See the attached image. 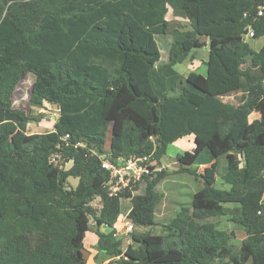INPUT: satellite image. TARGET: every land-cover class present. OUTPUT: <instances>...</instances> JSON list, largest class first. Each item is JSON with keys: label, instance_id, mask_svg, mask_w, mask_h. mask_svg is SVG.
<instances>
[{"label": "trees", "instance_id": "trees-1", "mask_svg": "<svg viewBox=\"0 0 264 264\" xmlns=\"http://www.w3.org/2000/svg\"><path fill=\"white\" fill-rule=\"evenodd\" d=\"M170 9L191 29H171ZM167 34L169 62L158 65L155 37ZM246 38H264V0H0V264H86L92 222L109 264H264V47ZM207 46V74L193 71L183 82L175 66ZM29 74L31 104L59 107L54 139L28 134L44 115L14 107ZM236 93L245 96L240 106L222 100ZM247 113L259 118L238 125ZM12 131L18 146L3 139ZM189 136L195 148L177 156L179 172L196 176L226 157L229 189L199 190L161 235L133 231L123 250L115 228L122 199L132 202L133 226H159L157 187L167 173L153 166ZM55 154L71 167L55 165ZM131 157H149L144 192L132 194L140 182L110 197L102 162ZM71 177L75 189L67 188ZM227 204L241 208L232 218L246 235L238 247L234 233L201 223Z\"/></svg>", "mask_w": 264, "mask_h": 264}, {"label": "rangeland", "instance_id": "rangeland-1", "mask_svg": "<svg viewBox=\"0 0 264 264\" xmlns=\"http://www.w3.org/2000/svg\"><path fill=\"white\" fill-rule=\"evenodd\" d=\"M167 20L171 22V29L180 28L182 30H190L189 21L181 17L174 9L169 10ZM156 42L159 46L161 52V59L158 65L166 64L169 62L170 48L172 44V36L167 35H157L155 37ZM250 43L251 47L259 51L264 47V38L259 40H252L250 38L245 39ZM209 46L196 50L195 60L188 59L184 64L176 65L175 70L182 75L183 82L190 72L196 71L202 75L207 74L206 62L209 57ZM35 75L29 74L27 78L18 86L14 94V107L25 111L31 116H42L41 122H32L28 125V134H48L51 138H55L54 125L56 123V116L52 106L44 104L42 107H35L31 104L30 96L32 92V86L35 82ZM245 99L242 93H236L228 96L222 97L224 102L233 104L234 106H240ZM259 118L258 113H247L246 115H239L237 119V124L240 126H245L254 120ZM21 135L18 131H12L3 136V139L10 140L14 142L16 146L19 145ZM195 148L194 137L189 136L178 140L168 147L166 155L163 157L161 162L154 167V174L164 171L167 176L160 182L157 190L164 195L161 204L156 210V220L159 226L153 228L145 227H133V230L127 232L125 229V223H131L129 219L125 218L126 213L132 207V202L130 199H122V214L115 225L118 230V238L123 241V250H125L129 245L133 244L131 239V232L136 231L140 233L152 232L156 235H161L163 233V226L168 224L184 207H191L192 198L195 193L199 190L204 189L207 186L217 187L220 189H229L228 185H225L222 177L227 171V161L226 157L220 158L214 163L203 166L197 171L196 176H192L186 172H179L180 165L177 162V156L184 154L185 152H192ZM56 164L63 170H68L71 167V163L65 165L62 161H57ZM79 184L78 178H69L67 180V188L75 189ZM145 189V182H141L137 191L132 194L138 195L142 194ZM101 199L95 200L92 203V208L99 212L101 210ZM241 208L236 204H227L224 206L222 215L219 217L210 218L201 223L210 222L214 223L219 230L225 231L229 234L234 233L232 238V243L238 247L243 239L245 238L244 231L236 228L232 222L234 216L240 215ZM92 228L87 233L84 241V260L87 264H100L106 262L109 264L111 261L108 256L100 253L97 246V235L94 222L91 223ZM108 261V262H107Z\"/></svg>", "mask_w": 264, "mask_h": 264}, {"label": "built area", "instance_id": "built-area-1", "mask_svg": "<svg viewBox=\"0 0 264 264\" xmlns=\"http://www.w3.org/2000/svg\"><path fill=\"white\" fill-rule=\"evenodd\" d=\"M261 15H263V13H261ZM251 36H253V33L249 34V37ZM51 161L57 165V161H62L61 155H53ZM102 168L110 173L109 179L105 184V188L110 197H119L127 190L132 191L136 184L140 183L145 176H149L152 173L149 165V157H131L127 160L118 158L114 161L105 159L102 162ZM129 212L130 209L126 213V219L128 218ZM133 227L132 223H125V229L127 232L132 231Z\"/></svg>", "mask_w": 264, "mask_h": 264}, {"label": "water", "instance_id": "water-1", "mask_svg": "<svg viewBox=\"0 0 264 264\" xmlns=\"http://www.w3.org/2000/svg\"><path fill=\"white\" fill-rule=\"evenodd\" d=\"M53 109H54V112H55V116H56V118L58 119L59 116H60V110H59L58 105H55V106L53 107Z\"/></svg>", "mask_w": 264, "mask_h": 264}, {"label": "crops", "instance_id": "crops-1", "mask_svg": "<svg viewBox=\"0 0 264 264\" xmlns=\"http://www.w3.org/2000/svg\"><path fill=\"white\" fill-rule=\"evenodd\" d=\"M124 219H125V216H124ZM95 230H96V228H95ZM101 231L102 232H104V233H107V232H109L110 231V229H108V228H101ZM117 236H118V234H117ZM110 260H108V261H112L113 259L112 258H109ZM107 261V262H108ZM106 262H103V263H100V264H105ZM87 264V263H86Z\"/></svg>", "mask_w": 264, "mask_h": 264}]
</instances>
